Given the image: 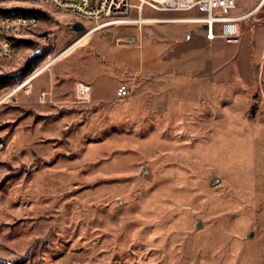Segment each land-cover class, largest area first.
Listing matches in <instances>:
<instances>
[{"label":"rangeland","instance_id":"374dc122","mask_svg":"<svg viewBox=\"0 0 264 264\" xmlns=\"http://www.w3.org/2000/svg\"><path fill=\"white\" fill-rule=\"evenodd\" d=\"M48 14L24 37L33 44L0 61L6 74L40 50L0 92V264L29 250L23 264H264V43L252 12L239 45L171 22L82 38L87 22L75 32L76 16Z\"/></svg>","mask_w":264,"mask_h":264},{"label":"built area","instance_id":"2783aa9c","mask_svg":"<svg viewBox=\"0 0 264 264\" xmlns=\"http://www.w3.org/2000/svg\"><path fill=\"white\" fill-rule=\"evenodd\" d=\"M238 0H0V9H10L11 4L22 5L24 9L52 10L71 13L76 20L88 27L82 38L109 26L136 25L162 22H183L198 24V33L212 44L216 39L227 45H239L242 41L240 22L251 12L234 14ZM150 9L158 12L192 13L186 17L157 18L146 14ZM40 23L36 15H0V61L10 60L19 53L16 40L29 35ZM206 29L203 30L202 26ZM129 86L121 84L116 94L129 95ZM5 149L0 139V153Z\"/></svg>","mask_w":264,"mask_h":264},{"label":"trees","instance_id":"16d2710c","mask_svg":"<svg viewBox=\"0 0 264 264\" xmlns=\"http://www.w3.org/2000/svg\"><path fill=\"white\" fill-rule=\"evenodd\" d=\"M16 14H30V15H36L40 20H44L48 18L49 14L47 12H44L40 9H24L21 7H13L10 9H0V15H16ZM16 44L19 46H29L33 44L32 40L23 38L16 40ZM41 56H31L20 68L6 73V74H0V92L3 90H6L8 88H11L15 86L17 83L22 81L24 78H26L28 75L32 73L34 70L35 64L39 61ZM129 96V95H127ZM127 96L121 97L125 98ZM36 241L34 242V245H36ZM33 245V247H34ZM30 252H27L25 257L19 258L18 263H25L30 258ZM17 261V260H14ZM13 261V262H14Z\"/></svg>","mask_w":264,"mask_h":264},{"label":"crops","instance_id":"0c3cea01","mask_svg":"<svg viewBox=\"0 0 264 264\" xmlns=\"http://www.w3.org/2000/svg\"><path fill=\"white\" fill-rule=\"evenodd\" d=\"M248 12H252V14L254 15L253 20L258 21L260 24L257 27L255 25V30L253 31V38L255 39V43L257 46L256 48L259 49L260 47H262L264 43V24H262V20L264 21V0H254L253 3H251L248 0H238L237 8L234 10V14L242 15ZM242 22L243 21L240 22L241 30L243 29ZM171 23H183V22H171ZM196 30L198 32V28ZM198 35L200 36L199 33Z\"/></svg>","mask_w":264,"mask_h":264},{"label":"bare ground","instance_id":"6f19581e","mask_svg":"<svg viewBox=\"0 0 264 264\" xmlns=\"http://www.w3.org/2000/svg\"><path fill=\"white\" fill-rule=\"evenodd\" d=\"M262 3V2H261ZM50 63H47L43 68L39 69L35 74H33L25 83H23L21 86H19L18 88L15 89V91H17V89L21 88L24 84H26L28 81H30L32 78H34L35 76H37L41 71H43L48 65H50ZM79 90L80 93L83 94V96H89V87L85 84H80L79 85ZM14 92V91H13Z\"/></svg>","mask_w":264,"mask_h":264},{"label":"water","instance_id":"95a60500","mask_svg":"<svg viewBox=\"0 0 264 264\" xmlns=\"http://www.w3.org/2000/svg\"><path fill=\"white\" fill-rule=\"evenodd\" d=\"M67 28H68L69 30H71V31L81 32V31H83V30L85 29V26H84V24H83L82 22H80V21H75V22H73V23L67 24ZM202 29L205 30V29H206V26L203 25V26H202ZM67 50H68V49H67ZM67 50H66V51H67ZM39 52H40L39 49L36 50L35 52H33L32 56L39 54Z\"/></svg>","mask_w":264,"mask_h":264}]
</instances>
